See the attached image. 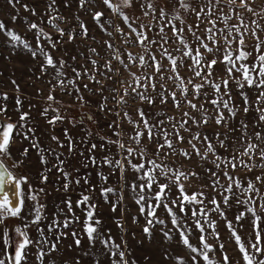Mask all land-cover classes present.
<instances>
[{"label":"snow or ice","instance_id":"1","mask_svg":"<svg viewBox=\"0 0 264 264\" xmlns=\"http://www.w3.org/2000/svg\"><path fill=\"white\" fill-rule=\"evenodd\" d=\"M10 3L17 0H9ZM224 0H202L200 7H191L185 3V0H178L181 8L191 11L197 23L195 26L186 24L178 14H173L169 19V10L157 2V0H119L118 3H113V0H79L80 7L91 12L92 19L102 33H105L109 39L101 43V52L96 48L89 47V57L87 58L92 66V71L84 67L83 73L80 70L73 68L75 74L72 79H68L64 72L66 62L61 58L59 61L54 60L51 52L45 48L41 40H45L50 45L51 49L56 48L59 42L53 41L52 36L46 33L37 23L31 22L28 24L29 31L36 30V46L32 47L26 39L22 38L15 30L6 28L3 21H0V32L10 40L11 47H23L31 52L33 58L41 55L46 61L41 65V71L51 67L55 69L53 79L56 84H51L50 93L47 97L48 107H46L42 115L47 116L49 111L53 115L48 119V123L55 125L58 121L62 122L64 117L60 114L58 108H53L52 103L56 101V97L52 94L56 87L72 94L68 91V85L74 86L76 95L73 97L75 102L85 103L84 97L80 92L79 86H76V80L86 77L92 82L101 85V91L98 93L103 99L100 104V110L105 111L109 101L114 102L119 110L113 114L116 120L109 123V129L113 130V134L117 137L116 140L104 138L108 144L115 145L119 150H122L124 155L118 159L104 158V163L117 168L118 170H126L125 163L137 175L136 180L130 185L134 192H137L136 203L141 206V213L147 211L146 223L152 226L154 223L165 225V221L157 217L156 212L163 206L168 214L172 228L163 232L166 239H173L171 232L175 231L178 236V243L188 248L192 253L198 254L200 259L192 256V264H217L210 258L209 252L220 251L224 264H229V257L224 252V244L219 243L218 248L213 247L207 242L206 232L208 235L214 236L217 241L220 239V233L217 231L216 220L212 218V213L222 217L225 221V227L230 233V238L234 239L238 246V251L244 264H264V258H258L264 254V192L257 185L264 186V175H256L254 179L248 177H238L232 173L237 168L247 169L249 172L254 168H264V133L261 130L254 132V138L258 143H253L251 139L245 140L247 136L248 124L244 121L239 122L238 128H232L230 131H240L241 135L238 138L240 143L237 144L233 139L231 144L227 141L229 137L224 136L221 139V133H215V136L210 139L207 134L201 135L199 129L208 125L210 120H213L217 126H227L229 120L235 119L238 112L242 111L246 115L253 103H250L248 93L244 90L246 87L255 89V111L257 113V128L261 123H264V41L259 39L253 30L252 35L257 43L254 46L255 56L253 52L248 50L245 32H241L243 21L239 25H229L230 16L223 13L221 5ZM236 0H228V5L235 4ZM55 0L49 4V19L48 24L60 33L62 37L64 30L55 24V20L62 19L56 16ZM91 5L92 7H86ZM27 11V5H24ZM105 8L112 13L121 17V25L116 24L111 18L106 16L103 10H94ZM139 7L144 17H150L148 24L137 23L139 17L130 18L124 14L122 9H135ZM240 7L254 11L248 8L246 0H240ZM219 9V15H217ZM174 12L175 10L172 9ZM236 11V9H233ZM33 15L35 11L33 10ZM213 16L216 18L213 19ZM16 17H13L15 20ZM163 21V23H162ZM175 21H180L177 25ZM206 21L210 27H205L200 30V22ZM217 21H221L224 27H218ZM125 27L127 31H125ZM259 27V25H257ZM81 33L86 38L88 37L87 26L81 24ZM111 28V31H109ZM264 31V28L260 29ZM168 31H171L172 36H168ZM187 31L191 39L185 36ZM151 33V35H149ZM116 34V35H114ZM76 33L69 32V40L76 38ZM116 36L120 37V44L123 47L113 43ZM95 39V37H92ZM174 45L170 50L169 45ZM139 47L143 49V54H133L128 51V48ZM153 48L156 52H153ZM159 53V58L157 56ZM175 53V54H174ZM205 53L210 54L209 59ZM93 57H97L93 59ZM251 58V62H250ZM72 59H75L73 57ZM103 60V63L100 61ZM113 61L120 67H115ZM164 61H167L165 66ZM224 65L225 75L217 78L214 75V69L217 64ZM137 68V72H133L132 68ZM123 69V71L121 70ZM185 70L190 75H181V70ZM128 72L129 79H123L124 72ZM99 74L105 80H109L116 87H103L101 80L96 79ZM199 81V82H197ZM230 81L234 83L239 90L238 95L242 101L241 105L234 103L232 90L229 86ZM15 84V81L12 82ZM171 83L172 88L168 87ZM88 89L87 85H84ZM18 90V85H17ZM92 91L91 89H88ZM104 91L112 93L111 97L104 96ZM209 91L211 95H209ZM179 93V96L177 95ZM94 95L97 93H93ZM128 98L133 103L139 101L141 104H147L148 111L143 107L135 109V116L120 108L121 105H128ZM2 99L7 100V94H3ZM194 101H200L196 103ZM171 103L173 108L180 112L179 117L168 115L164 111H154L153 107L167 105ZM16 104L19 106L21 101L16 99ZM205 104L211 105L212 113L205 108ZM111 111V109H108ZM7 112V107L0 105V114ZM123 112V116H121ZM198 113L199 118L193 113ZM227 112V116L225 115ZM92 119L91 116L88 117ZM28 119V113H21L19 127L15 123L0 122V223H3L5 214L11 217L20 215L24 199L21 192V183L27 182L26 177L17 178L13 175L2 162V158L11 156L10 145L13 141L14 132L20 135L22 130L27 127L24 123ZM126 121L131 125L129 134V143L125 144L120 141L119 137L123 134L120 129V121ZM83 122V121H81ZM193 126L197 131L193 132ZM32 129L23 132L25 139L29 138V133ZM183 133H187L185 136ZM67 137V131L65 130ZM52 139L60 143L61 147L64 144L59 141V138L53 136ZM214 141L218 143H214ZM145 142L152 146L151 151L145 147ZM187 144V148L181 145ZM135 144L137 147H132ZM199 145V146H198ZM38 152L43 153L38 142L32 144ZM92 149L96 148L93 144ZM217 147L224 150V155L217 151ZM203 148V151L201 150ZM68 149L72 151V141L68 137ZM190 149V151H189ZM48 151L53 152V149ZM27 149H25V154ZM195 155L205 164H211L212 167L204 168L205 175L201 177L195 171H182L179 168H174L166 163L170 156H182L185 159H191ZM211 157V159H210ZM247 157V159H244ZM55 158L58 164L54 165L59 172L64 175V188L69 187L70 174L65 172L62 165L63 161L59 160V156ZM261 163L257 164L256 159ZM95 163V158H91ZM135 161V162H133ZM159 161V162H158ZM41 163L47 164V159L41 155ZM42 181H47V176L42 175ZM203 179L206 183L202 184L197 190L189 193L185 187V181L191 179ZM107 180V177H104ZM163 181V182H161ZM222 181H226L222 182ZM78 184L79 181L77 180ZM155 186V189L154 187ZM9 188L13 191L11 195L18 197V202L13 205V200L10 198ZM172 188L176 192H172ZM210 189V191H206ZM138 190V191H137ZM114 189L106 188L104 194L114 192ZM147 191V195H145ZM43 189L32 190L30 199L34 202L33 212L34 220L32 223H39L42 219V209L44 205L39 204L38 194L42 193ZM90 197L82 195L76 201L77 207H84L85 221L83 232L87 236L89 244L94 245L97 241L104 245L108 250L110 264H128L125 259V252L121 250L120 245L115 243L111 236H103L98 231L99 219H95V205L89 203ZM152 201H155L153 204ZM69 212L72 211V201L69 199L66 202ZM146 205V207H145ZM236 207L237 211L234 214L236 222H241L247 218L251 233L248 237V246L242 242L241 236L236 232L231 220H228L224 209ZM174 209H179L180 215ZM115 210V207L113 208ZM73 217L78 221V217ZM70 221L67 217L63 222L53 219L48 225L49 232L60 227L67 228ZM166 226V225H165ZM243 225H241L242 227ZM198 233L197 239L201 247H194L190 242L189 236L192 234V229ZM210 230V231H209ZM42 238L37 241L39 251L38 258L42 261L48 254L40 245L49 243L46 237H43V229H38ZM23 240L15 247L13 254H8V264H22L26 259L25 249L33 243L26 233L20 232L17 229ZM144 232L150 235L149 227L144 228ZM64 233H58L56 242L51 243V251L56 250V243ZM74 242L77 247L81 246V240L76 232L72 233ZM0 264H5V260L0 258ZM78 264V262H77ZM180 264H186V261L181 259Z\"/></svg>","mask_w":264,"mask_h":264},{"label":"rangeland","instance_id":"2","mask_svg":"<svg viewBox=\"0 0 264 264\" xmlns=\"http://www.w3.org/2000/svg\"><path fill=\"white\" fill-rule=\"evenodd\" d=\"M51 2L52 0H17V2L10 3L9 0H0V21L4 22L6 28L15 30L22 38L26 39L33 48L36 46V30L29 31L28 24L31 22L37 23L46 33H49L53 41L58 40L59 42L56 44L55 49H51L48 42L43 39L41 43L51 52L54 60L59 61L62 58L66 62L64 72L68 79H72L75 75L72 71L73 68L83 73L84 67H86L91 72L92 66L87 59L90 55L88 48L94 47L98 52H101V43L108 40L109 37L96 26L91 12L80 7L79 0H55L54 14L62 18L55 20V24L63 29L65 33L61 37L56 28L48 24L49 4ZM118 2L119 0H113V3ZM157 2L164 6L166 10H169V19H171L173 14H178L186 24L195 26L197 23L194 14L181 8L178 0H157ZM246 2L248 8L254 11L240 7V0H236V3L231 6L228 5V0H224L221 8L224 14L231 17L228 21L229 25H239L241 20L243 21L245 27H241V32H245V28L247 29L245 41L248 50L252 51L253 56H255L254 46L257 41L252 32L255 30L259 39L264 41V31L260 30L264 28V0H246ZM97 3H99V0H97ZM185 3L191 7L198 8L201 6L202 0H185ZM24 5H27V11ZM86 7L92 6L86 5ZM172 9L175 11L173 12ZM233 9H236V11H233ZM33 10L35 15H33ZM94 10L105 11L106 16L111 18L116 24L124 27L120 16L103 7ZM122 11L124 14L129 15L130 18L139 17V20L136 21L137 23L148 24L151 19L150 17H144L139 7L135 9L124 8ZM216 14L219 15V9H217ZM13 17H16V19L13 20ZM215 18L213 16V19ZM175 23L180 25V21H175ZM81 24L88 28L87 38L80 34ZM217 24L218 27H224L221 21H217ZM206 26L210 27L211 25H208L206 21L200 22L201 31ZM124 30L127 31V28L125 27ZM109 31H111V28H109ZM69 32L77 34L74 40H69ZM168 36H172L171 31H168ZM185 36L191 39L187 31H185ZM92 37H95V39H92ZM10 43L4 32H0V105L7 107V112L0 114V122L15 123L19 127L21 113H28V119L24 122L27 127L22 130L20 135H16L14 132L13 141L10 145L11 156L2 158V162L14 176L17 178L26 177L27 182L21 183L24 205L20 215L11 217L5 214L3 223H0V258L5 260V264H8V255L5 253L14 255L16 245L23 240L17 229L26 233L33 242L25 249L26 259L22 261V264H77V262L78 264H110L109 253L104 245L99 241L94 245H90L87 236L83 232L85 221V211L83 209L86 206L77 207L76 205V201L82 195H88L90 197L89 203L95 205V219L100 221L98 225L99 233L105 238L110 235L115 243L120 245L121 250L125 252V259L128 264H180L181 259L186 261V264H192V256L200 259L198 254L192 253L188 248L178 243V236L175 231L171 232L173 239L164 237L163 232L171 229L172 225L163 206L157 209L156 215L159 219L165 221L166 226L158 223H154L152 226L147 225V211L141 213V206L136 203L137 192H134L130 187L136 180L137 174L128 167L127 163H125L126 170L122 171L103 162L106 156L109 159H118L125 153L115 145L108 144L104 139H117L108 125L116 120L113 113L119 109L114 102L109 101L106 110H100L103 98L98 93L102 90L101 85L83 76L76 80V86H79L85 100L83 104L74 101L73 97L76 95L74 86H67L68 91L72 92L71 95L60 87H56L52 94L56 97L58 103L53 102L52 107L60 110L64 120L51 125L48 123V119L53 113L49 111L48 115L45 116L42 115V112L48 107L47 97L50 93L51 84H56L53 79L55 69L48 67L42 72L41 65L45 64L46 61L41 55L33 58L29 50L23 47H11ZM113 43L123 47L120 44L119 36H116ZM173 47L174 45H169L170 50ZM152 50L156 52L155 48ZM128 51L133 54H143V49L139 47L128 48ZM101 55H104V53L101 52ZM205 55L209 59L211 58L210 54L205 53ZM157 56L159 58L158 52ZM73 57L75 59H72ZM96 58L93 57V59ZM100 63H103V60ZM167 63V61H164L165 66H167ZM113 64L115 67H120L115 61H113ZM121 70L123 71V69ZM132 71L137 72V68L133 67ZM181 75L188 76L190 74L182 69ZM214 75L217 78L225 75L223 64L218 63L216 65ZM122 78L125 80L129 79L128 72L125 71ZM96 79L102 81L104 88L117 86L112 84L111 81L105 80L99 74L96 75ZM13 81H15V84L12 83ZM50 81L51 84L49 83ZM84 85H87L88 89L92 91L85 89ZM229 86L232 90L234 103L241 105L242 101L238 95L239 90L231 81ZM168 87L172 88L171 83H169ZM244 90L248 93L250 103H253V107L250 108L249 112L245 115L241 108L236 118L229 120L227 126H217L213 120H210L208 125H204L199 129L202 136L207 134L212 139L215 133L219 132L221 133V139H224L225 135L229 137L227 141L229 144H231L233 139L239 144L240 131L233 132L230 129L238 128L239 122L244 121L248 124L245 140L251 139L253 143H258L254 138V132L261 130L264 133V123H261L259 128H257V113L254 104L256 91L247 87ZM5 93L8 96L7 100L2 99ZM93 93L97 94L94 95ZM111 95L112 93L104 91V96L111 97ZM177 95L179 96V93ZM209 95H211L210 91ZM17 98L21 101L19 106L16 104ZM194 102L200 103V101ZM137 107H143L145 111L149 110L147 104H141L139 101L133 103L130 98H128L127 106H120L129 115H132L134 119L137 118L135 116ZM205 108L209 111V114L212 113L211 105L205 104ZM108 109H111V111H108ZM153 110H162L168 115L177 117L180 115V112L175 110L171 103L160 105L159 107L154 106ZM193 115L199 118L198 113L194 112ZM225 115H228L227 112H225ZM89 116L92 119H89ZM121 116H123V112H121ZM119 123V130L123 132L119 139L121 142L128 144L131 125L123 120ZM29 128L33 131L29 133V138L25 139L23 132L28 131ZM65 130L67 131V137L65 136ZM192 131H197L195 126H193ZM183 134L185 136L188 135L187 133ZM53 136L58 137L64 147L54 141L52 139ZM68 137L72 141L71 152L68 149ZM36 142L44 149L43 153L32 147V144ZM214 143L218 142L214 141ZM93 144L96 145L95 149L91 147ZM131 146L137 147L135 144ZM145 147L148 151L152 149V146L146 142ZM181 147L187 148L188 146L185 143ZM25 149H27L26 154ZM49 149H53L54 153L48 151ZM201 150L203 151V148ZM217 151L222 155L225 154L224 150L219 147H217ZM41 155L46 157V165L41 163ZM56 155L59 156V160L63 161L62 167L64 171L70 174L67 190L64 188V175L54 167V165L58 164V160L55 158ZM92 157L95 158V163H93ZM244 159H247V157ZM166 163L185 172L195 171L201 177L205 175L204 168L201 167L202 164L204 167H212L211 164H205L195 155L191 159H185L182 156H170ZM256 163L259 164L261 161L257 158ZM232 174L241 178L246 176L254 179L256 175H264V168H254L249 172L247 169L240 167ZM42 175L47 176L46 182L42 181ZM104 177H107V180ZM77 180L79 181L78 184L76 183ZM222 182L226 183V181ZM184 183L186 190L191 193L206 183V181L193 178ZM257 186L264 192V186ZM153 187L155 189V186ZM41 188L43 192L38 194V201L39 204L44 205L42 219L39 223H32L34 220V202L30 199V195L32 190ZM106 188H111L115 191L105 195L103 190ZM206 191H210V189ZM172 192L175 193L176 189L172 188ZM145 195H147V191ZM69 199L72 201L71 212H69L65 203ZM152 203L154 204L155 201H152ZM114 207L115 210H113ZM174 211L180 215L179 209H174ZM224 211L247 247L248 237L251 233L247 218L239 223L236 222L234 214L237 208L235 206L225 208ZM73 213H75V217L79 218L78 221L73 217ZM66 217L73 221L69 223L67 228L60 227L49 232L48 225L54 218L63 222ZM212 218L216 220L220 239L217 241L214 236L208 235L206 232L207 242L216 248H218L219 243H223V251L229 257V264H244L236 242L230 238V233L225 227L224 219L216 216L215 213H212ZM241 225L243 226L241 227ZM146 226L149 227L150 235L144 232ZM38 229H43V237L49 240L48 244L40 245L45 253H48L42 261L37 256L39 248L36 242L42 238ZM73 232H76L81 240L80 247H77L74 242ZM58 233H64V235L56 243V250L49 253L51 243L56 242ZM197 236L198 233L193 228L189 239L194 247L199 248L201 245ZM209 256L217 264H224L220 251H211ZM258 258H264V254L259 255ZM201 264H205V262L202 261Z\"/></svg>","mask_w":264,"mask_h":264},{"label":"water","instance_id":"3","mask_svg":"<svg viewBox=\"0 0 264 264\" xmlns=\"http://www.w3.org/2000/svg\"><path fill=\"white\" fill-rule=\"evenodd\" d=\"M5 165V164H4ZM6 167V166H5ZM9 190V192H10V198L13 200V205L15 206V204L18 202V197H16V196H14V195H11V193H12V189L11 188H9L8 189Z\"/></svg>","mask_w":264,"mask_h":264}]
</instances>
